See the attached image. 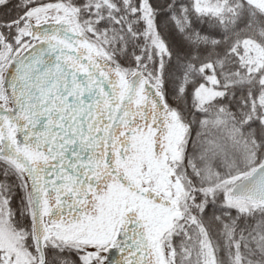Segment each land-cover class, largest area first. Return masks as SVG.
<instances>
[{"label": "snow or ice", "instance_id": "obj_1", "mask_svg": "<svg viewBox=\"0 0 264 264\" xmlns=\"http://www.w3.org/2000/svg\"><path fill=\"white\" fill-rule=\"evenodd\" d=\"M0 264H264V0H0Z\"/></svg>", "mask_w": 264, "mask_h": 264}]
</instances>
